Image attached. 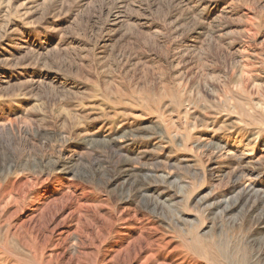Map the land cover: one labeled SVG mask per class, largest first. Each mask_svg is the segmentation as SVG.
<instances>
[{"label":"rangeland","instance_id":"374dc122","mask_svg":"<svg viewBox=\"0 0 264 264\" xmlns=\"http://www.w3.org/2000/svg\"><path fill=\"white\" fill-rule=\"evenodd\" d=\"M0 264H264V0H0Z\"/></svg>","mask_w":264,"mask_h":264},{"label":"bare ground","instance_id":"6f19581e","mask_svg":"<svg viewBox=\"0 0 264 264\" xmlns=\"http://www.w3.org/2000/svg\"><path fill=\"white\" fill-rule=\"evenodd\" d=\"M261 164V163H260ZM255 178V177H254ZM251 180V179H250ZM249 183V182H248Z\"/></svg>","mask_w":264,"mask_h":264}]
</instances>
